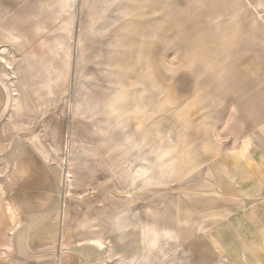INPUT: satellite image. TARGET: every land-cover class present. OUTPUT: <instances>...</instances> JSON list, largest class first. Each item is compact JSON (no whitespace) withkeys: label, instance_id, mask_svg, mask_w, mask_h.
Masks as SVG:
<instances>
[{"label":"rangeland","instance_id":"1","mask_svg":"<svg viewBox=\"0 0 264 264\" xmlns=\"http://www.w3.org/2000/svg\"><path fill=\"white\" fill-rule=\"evenodd\" d=\"M0 213V264H264V0H0Z\"/></svg>","mask_w":264,"mask_h":264},{"label":"crops","instance_id":"2","mask_svg":"<svg viewBox=\"0 0 264 264\" xmlns=\"http://www.w3.org/2000/svg\"><path fill=\"white\" fill-rule=\"evenodd\" d=\"M9 211H10V208H9ZM1 215H2V214L0 213V217H1ZM3 224H5V223H3ZM1 230H7V228H6V227H2V226H0V231H1Z\"/></svg>","mask_w":264,"mask_h":264}]
</instances>
